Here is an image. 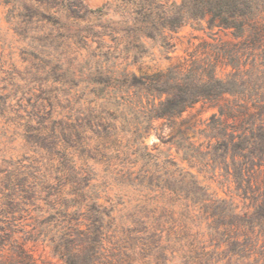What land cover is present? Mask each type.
Listing matches in <instances>:
<instances>
[{
  "label": "trees",
  "instance_id": "obj_1",
  "mask_svg": "<svg viewBox=\"0 0 264 264\" xmlns=\"http://www.w3.org/2000/svg\"><path fill=\"white\" fill-rule=\"evenodd\" d=\"M112 1L122 10L123 26L117 31L115 23L112 31L123 33V48L93 55L84 67L87 79L76 83L69 79H76L72 68L61 80L49 68L36 70L33 85H46L49 95L36 99L33 113L0 68V131L34 147L20 157L0 147V264H36L27 243L46 246L63 264H112L113 246L136 233L118 225L124 193L138 192L142 203L159 192L192 200L209 188L191 169L223 178L248 202L249 211L236 212L226 200L194 201L205 218L228 227L233 250L253 245L264 251V0ZM106 6L89 13L99 19ZM204 21L241 40L210 45L202 57L149 77L131 70L147 56V41L167 57L170 34ZM220 67L227 74L220 75ZM78 83L104 91L86 101L83 129L73 93ZM199 102L216 112L193 136L197 140L178 132L171 143L191 169L162 150L149 151L145 140L157 121L174 123ZM91 105L106 117L98 118L90 137ZM111 194L121 202L113 205ZM215 202L225 204L224 211L208 212Z\"/></svg>",
  "mask_w": 264,
  "mask_h": 264
},
{
  "label": "rangeland",
  "instance_id": "obj_2",
  "mask_svg": "<svg viewBox=\"0 0 264 264\" xmlns=\"http://www.w3.org/2000/svg\"><path fill=\"white\" fill-rule=\"evenodd\" d=\"M104 5L107 6L101 18L89 13V10ZM122 20V10L112 0H0V68L4 71L1 77L9 78L12 84L19 86L17 96L23 99L22 107L33 113L32 106L36 99H44L49 95L46 85H33L36 70L49 68L61 80L62 71L72 68L77 72L76 79L69 78L74 83L87 79L84 67L93 64L96 60L93 55L108 47L110 52L123 48V33L112 31L115 23H119L116 25L117 31L121 30ZM100 33L105 34L101 39ZM170 37L173 48L167 57L161 55L157 46L147 41V56L131 66V70L137 75L149 77L175 65L185 64L192 55L202 57V52L207 51L210 45L241 40L231 30L209 29L205 21L184 25ZM219 71L224 76L229 69L220 67ZM94 90L92 92L91 87L84 83H78L73 90L78 99L76 115L82 129L88 119L86 101L93 99L94 94L99 96L104 92L99 87ZM107 108L105 110L111 114L112 110ZM90 109L93 110L89 115L92 129L87 134L91 137L98 118L106 116L105 112L101 114V109L93 105ZM215 112L213 104L199 102L187 109L174 123L157 121L155 130L145 140L149 151L162 150L180 166L191 169V165L182 160L181 154L171 143L178 132L197 140L193 136L198 134L204 121ZM0 147L6 148L14 157L30 155L34 150L31 144L1 131ZM121 164L127 166V162ZM191 171L202 185L209 188L207 193L192 200L190 197L184 198L185 194L180 198L177 194L159 192L156 200L155 196H147L146 203H142V195L138 192L124 193L125 205L116 206L117 217H121L118 225L133 227L136 233L113 246L112 264H264V251L252 250L253 245L233 250L235 246L230 243L228 227L205 218V209L199 202L194 204L202 198L226 200L232 204V209L242 212L249 211L245 208L248 202L238 197L223 178L213 177L210 172ZM109 197L113 205L121 202V197H113V194ZM151 197L154 199L148 201ZM224 208L225 204L215 202L208 212H220ZM133 214L137 216L134 225L127 221ZM26 248L36 264H63L52 255L49 248L40 243H27Z\"/></svg>",
  "mask_w": 264,
  "mask_h": 264
}]
</instances>
